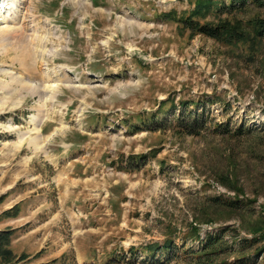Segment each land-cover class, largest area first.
<instances>
[{
    "label": "rangeland",
    "instance_id": "rangeland-1",
    "mask_svg": "<svg viewBox=\"0 0 264 264\" xmlns=\"http://www.w3.org/2000/svg\"><path fill=\"white\" fill-rule=\"evenodd\" d=\"M193 6L23 0L24 28L0 35V264H264V240L239 250L264 236V0L200 19L227 22L219 40L165 18ZM190 224L225 230L200 251ZM166 238L156 263L146 246Z\"/></svg>",
    "mask_w": 264,
    "mask_h": 264
},
{
    "label": "trees",
    "instance_id": "trees-1",
    "mask_svg": "<svg viewBox=\"0 0 264 264\" xmlns=\"http://www.w3.org/2000/svg\"><path fill=\"white\" fill-rule=\"evenodd\" d=\"M259 0H228L225 2L224 0H194V6L193 8H190L187 12L184 10L181 13H178L176 10H169L165 14V18L171 21H174L181 25L184 29H188L191 31V34L194 33H202L204 35H207L209 37H212L214 39H226V37H235L234 34L229 30H233L230 26H228L226 21L218 22V24H211L210 22H203L200 23V19H205L209 14L214 15H220L223 13H231L237 9L243 8L248 3H257ZM184 14H186L184 16ZM181 15V16H179ZM255 27V34L259 37H264V20L258 19L254 23ZM193 33V34H194ZM241 35L242 32H241ZM229 38V41H231ZM204 101V99H203ZM206 101V100H205ZM204 101V102H205ZM209 102L212 100H208ZM181 107H183L182 110V116L183 119L187 120V125L184 126L185 131L190 134H199L200 130L205 127V124L207 123V118L204 117L206 115V106L205 103H202L200 107L199 101L189 100V101H180ZM199 110V111H198ZM186 111V112H184ZM184 114H187L184 116ZM222 126L221 123H216L214 125V129H220ZM131 129L137 131L136 126H132ZM264 129V128H263ZM227 128L225 127L223 131H226ZM226 204L227 207L231 209H237L240 208V201L238 199L229 200ZM225 228L222 229L221 233L224 232ZM11 230H4L0 231V256L5 259H9L10 255L8 254V250L5 249L6 244L9 240V235ZM188 235H191L192 238L200 240L202 249L200 251H205L206 249H209L214 244L217 243L219 240V237L221 233H207L204 238H201L198 228L193 224H190ZM264 240V236L255 235L251 238H242L241 239V246L239 250H244L246 247H251L255 244H257L259 241ZM174 247V242L166 238L163 240V242H154L151 244H148L146 246V250L150 253L149 255L152 257L151 260H154L156 263H161L159 258L155 259V254L159 251L164 254H167L166 259H170L172 255L168 256L170 249ZM213 253V252H211ZM259 253H264V245L261 247L254 248V256H258ZM207 254L203 253L201 255H197V260H200L201 257L206 256ZM165 259V258H164ZM165 259V261H166ZM246 257L237 258L235 261L237 264H247L246 263ZM200 261V263H205Z\"/></svg>",
    "mask_w": 264,
    "mask_h": 264
},
{
    "label": "bare ground",
    "instance_id": "bare-ground-1",
    "mask_svg": "<svg viewBox=\"0 0 264 264\" xmlns=\"http://www.w3.org/2000/svg\"><path fill=\"white\" fill-rule=\"evenodd\" d=\"M22 2H23V0H0V35L5 36V38H7L8 34L11 32H18L17 30H19V31L22 30L24 28L23 23L26 21V17L30 16V15H26V13L23 14L21 12V3ZM23 16H24V18H22ZM21 19H23V21L20 23ZM33 34H36V33H33ZM2 39H4V37ZM24 39L25 38H23V40ZM33 39H34V37H33ZM20 44H22V43H20ZM37 52H38V50L35 51V53H37ZM36 56L41 58L42 51L40 52L39 55L36 54ZM32 120H34V117H32ZM35 129H36V127H35ZM31 143L34 145V147L36 149H41V150L43 149V144H41V142H39L37 137H34L31 140Z\"/></svg>",
    "mask_w": 264,
    "mask_h": 264
}]
</instances>
